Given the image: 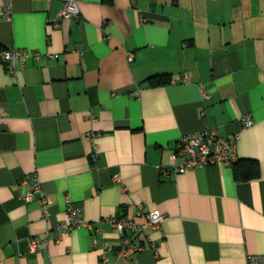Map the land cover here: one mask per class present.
Listing matches in <instances>:
<instances>
[{
  "label": "crops",
  "instance_id": "crops-1",
  "mask_svg": "<svg viewBox=\"0 0 264 264\" xmlns=\"http://www.w3.org/2000/svg\"><path fill=\"white\" fill-rule=\"evenodd\" d=\"M10 5L0 0V53L41 55L15 73L0 62V264H100L93 230L56 229L69 201L94 221L166 215L145 230L154 246L120 257V233L103 222L114 264L264 253V0H80L81 17L57 23L62 0ZM206 127L238 135L239 159L259 174L215 163L163 175L178 139ZM35 172L48 216L37 196L20 198ZM35 236L48 244L33 252Z\"/></svg>",
  "mask_w": 264,
  "mask_h": 264
},
{
  "label": "built area",
  "instance_id": "built-area-1",
  "mask_svg": "<svg viewBox=\"0 0 264 264\" xmlns=\"http://www.w3.org/2000/svg\"><path fill=\"white\" fill-rule=\"evenodd\" d=\"M63 7L58 13L55 21L57 23L63 18H77L81 17L80 0H62ZM11 0H8V7H10ZM3 9L1 8V11ZM109 24V21H105ZM40 51L28 48H8L0 53V62H4L9 66L12 72H16L18 67H23L28 58L31 56L39 57ZM188 80V77H184ZM203 101L210 99L211 94L208 90L200 84ZM245 126L254 124L253 117L248 113L243 115ZM92 135V133L90 134ZM238 135H224L219 133L213 127H206L200 130L192 131L183 134L177 141L172 154L171 165L163 168V175H169L171 172H184L189 168L204 167L215 163L233 164L239 159L237 151ZM183 157L182 162H178V157ZM32 188L20 195L24 201H30L36 196L42 206L45 216H48L50 211L48 208L50 198L42 187L41 179L37 172L33 174ZM26 182V179L21 183ZM138 218H132L127 214L113 215L94 221L83 214L81 207L76 206L69 201L65 217L60 219L56 225V229L61 235L71 229L84 226L93 230L96 234L94 238V245L101 243L100 248V264H114L109 252L112 250V245L105 236H98L102 233L103 222H109L117 228L120 235L118 236V245L116 247V254L120 256L132 255L139 250L145 249L148 245L154 246L155 242L151 241L145 230L148 228H157L161 222L166 218L158 208L150 210H140ZM143 235V236H142ZM48 244V239H40L35 236L31 239L30 250L37 251ZM249 264H264V253H252L248 258ZM23 264V263H20Z\"/></svg>",
  "mask_w": 264,
  "mask_h": 264
},
{
  "label": "trees",
  "instance_id": "trees-1",
  "mask_svg": "<svg viewBox=\"0 0 264 264\" xmlns=\"http://www.w3.org/2000/svg\"><path fill=\"white\" fill-rule=\"evenodd\" d=\"M235 174L239 179H247L259 174L260 165L256 159H239L233 163Z\"/></svg>",
  "mask_w": 264,
  "mask_h": 264
}]
</instances>
